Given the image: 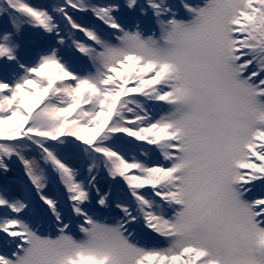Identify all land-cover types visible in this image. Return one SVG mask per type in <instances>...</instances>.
<instances>
[{"label":"snow or ice","instance_id":"obj_1","mask_svg":"<svg viewBox=\"0 0 264 264\" xmlns=\"http://www.w3.org/2000/svg\"><path fill=\"white\" fill-rule=\"evenodd\" d=\"M0 21V174L23 173L0 264H264V0H0Z\"/></svg>","mask_w":264,"mask_h":264},{"label":"rangeland","instance_id":"obj_2","mask_svg":"<svg viewBox=\"0 0 264 264\" xmlns=\"http://www.w3.org/2000/svg\"><path fill=\"white\" fill-rule=\"evenodd\" d=\"M100 2H104V0H100ZM32 32H33V30L30 28H26L25 32H24V40L22 41L21 59L25 63L33 62V60L35 58L36 51L38 50L35 45L30 44L28 42L29 38L32 35ZM77 55H79V54H77ZM77 66L78 67H85L86 61H83V58H82V62L78 63ZM154 160H160V157L158 156V154L154 157ZM9 167H10V171L6 175L0 174V186L4 185L5 183H8L11 186V188L19 189L18 181L23 176L22 165H20L18 161H15V162H10ZM13 175H15V176H13ZM82 175L86 176L87 175L86 171H84V173L82 172ZM100 177L106 178L109 181V183L111 184L113 190H115L113 182L110 181V179L107 177L106 173L102 172L100 175H98L97 179ZM121 186H124L122 181H121ZM124 187H126V186H124ZM45 191L48 195L52 196L53 198H55L59 201L58 206L62 212L68 211V205L70 202L67 200L68 194L63 189L62 185H60L58 182L55 184H50L49 187ZM143 191L148 192V191H150V189L146 188ZM33 192H34V190H33ZM15 195H17V194H15ZM44 207L46 208V206H44ZM73 231H74V234L77 237H79L78 230L74 229Z\"/></svg>","mask_w":264,"mask_h":264},{"label":"bare ground","instance_id":"obj_3","mask_svg":"<svg viewBox=\"0 0 264 264\" xmlns=\"http://www.w3.org/2000/svg\"><path fill=\"white\" fill-rule=\"evenodd\" d=\"M49 2H50V0H29V3L33 4L34 6L44 5V4H47ZM2 25H3V21H0V26H2ZM13 176H15V175H13ZM97 182H98V186L101 188V190L107 191L110 188L113 190L111 184L109 183V181L106 178L100 177L97 179ZM12 189H13V193L17 194V196L22 195V192L19 189H16V188H12ZM113 191H115V190H113Z\"/></svg>","mask_w":264,"mask_h":264}]
</instances>
